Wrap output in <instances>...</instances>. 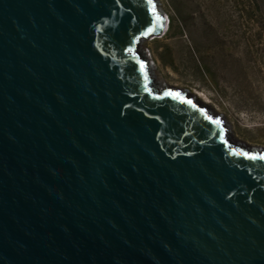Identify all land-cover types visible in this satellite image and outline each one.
I'll return each instance as SVG.
<instances>
[{
  "label": "water",
  "instance_id": "obj_1",
  "mask_svg": "<svg viewBox=\"0 0 264 264\" xmlns=\"http://www.w3.org/2000/svg\"><path fill=\"white\" fill-rule=\"evenodd\" d=\"M155 0H0V264H264V149L150 81Z\"/></svg>",
  "mask_w": 264,
  "mask_h": 264
},
{
  "label": "rangeland",
  "instance_id": "obj_2",
  "mask_svg": "<svg viewBox=\"0 0 264 264\" xmlns=\"http://www.w3.org/2000/svg\"><path fill=\"white\" fill-rule=\"evenodd\" d=\"M155 1L167 26L139 45L154 76L220 117L237 145L264 149V0Z\"/></svg>",
  "mask_w": 264,
  "mask_h": 264
},
{
  "label": "bare ground",
  "instance_id": "obj_3",
  "mask_svg": "<svg viewBox=\"0 0 264 264\" xmlns=\"http://www.w3.org/2000/svg\"><path fill=\"white\" fill-rule=\"evenodd\" d=\"M156 7V6H155ZM157 9V8H156ZM167 26V25H166ZM138 48H139V46H138ZM137 48V51H138V53L140 54V56H142V52H140L141 50H140V48L138 49ZM144 58V57H143ZM149 78H150V81H151V83L153 84V86L155 85V86H157L158 87V89H164V88H166V86L165 85H162L161 84V82H160V80L159 79H157L155 76H154V74H153V68L152 67H150L149 68ZM156 87V88H157ZM196 100V99H195ZM198 102V101H197ZM225 130H226V133L228 134V136L230 137V139L232 140V138H231V135H230V131H229V129H228V127L225 125ZM232 142L234 143V144H236L237 145V143H236V141H234V140H232ZM239 145V144H238ZM241 145V144H240Z\"/></svg>",
  "mask_w": 264,
  "mask_h": 264
},
{
  "label": "trees",
  "instance_id": "obj_4",
  "mask_svg": "<svg viewBox=\"0 0 264 264\" xmlns=\"http://www.w3.org/2000/svg\"><path fill=\"white\" fill-rule=\"evenodd\" d=\"M175 16H176V20L180 21L178 14L175 13ZM177 29H178V26H177ZM169 66L172 67V65L170 63H169Z\"/></svg>",
  "mask_w": 264,
  "mask_h": 264
},
{
  "label": "snow or ice",
  "instance_id": "obj_5",
  "mask_svg": "<svg viewBox=\"0 0 264 264\" xmlns=\"http://www.w3.org/2000/svg\"><path fill=\"white\" fill-rule=\"evenodd\" d=\"M261 159H264V157H261Z\"/></svg>",
  "mask_w": 264,
  "mask_h": 264
}]
</instances>
